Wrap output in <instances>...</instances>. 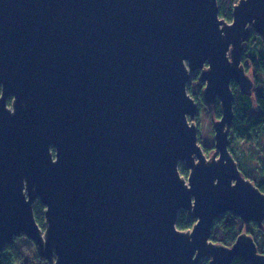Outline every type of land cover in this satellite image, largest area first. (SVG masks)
Instances as JSON below:
<instances>
[{"label":"water","instance_id":"water-1","mask_svg":"<svg viewBox=\"0 0 264 264\" xmlns=\"http://www.w3.org/2000/svg\"><path fill=\"white\" fill-rule=\"evenodd\" d=\"M232 16L217 0H0V251L25 234L51 264H264L246 231L210 239L223 213L264 221L228 138L230 82L254 86L241 56L251 31L264 40V0ZM197 70L204 103L221 106L208 158L186 88Z\"/></svg>","mask_w":264,"mask_h":264},{"label":"trees","instance_id":"trees-1","mask_svg":"<svg viewBox=\"0 0 264 264\" xmlns=\"http://www.w3.org/2000/svg\"><path fill=\"white\" fill-rule=\"evenodd\" d=\"M238 0H217L218 16L232 21V12ZM244 52L242 53L241 60L245 71H252L254 86L253 91H242L237 83L231 81V90L234 95L232 101L233 109V122L229 130L230 145L229 150L237 161L239 170L245 177L249 178L252 182L259 187L260 191L264 193V156L261 158L262 167L258 165L256 154H239L237 155L233 144L241 141L250 143L252 141V132L262 128L264 129V86L258 82L259 76L264 77V40L262 37L250 32L248 40L245 43ZM190 96L193 94L188 88ZM194 101L198 99L193 96ZM9 103V101H8ZM214 116H220L219 103L214 105ZM257 109V112L253 110ZM205 151V149H204ZM255 157V158H254ZM179 173L187 176V170L182 163L179 164ZM33 214L37 224L43 228L44 226V208L45 206L38 198L34 200ZM176 228L181 230H188L193 225V220L188 218L187 212L180 210L177 215ZM253 237L257 248L260 252L264 253V221L261 224L247 223L244 225L240 217L226 212L216 218L212 225L210 239L231 246L236 237L244 231ZM0 264H51L47 259H42L38 255L37 247L32 239L25 234L14 236L11 243H8L0 251ZM201 264H208L206 260H202ZM231 264H245L241 258H235Z\"/></svg>","mask_w":264,"mask_h":264},{"label":"rangeland","instance_id":"rangeland-1","mask_svg":"<svg viewBox=\"0 0 264 264\" xmlns=\"http://www.w3.org/2000/svg\"><path fill=\"white\" fill-rule=\"evenodd\" d=\"M193 73L194 74H192L190 76V79L186 83V85H187L186 88H187V92H188V88H189L190 92L193 94V96H196L198 98V99H196L198 110L194 116L193 122H194L196 129H197V140H198L200 146L202 147L203 151L205 149L204 152H205L206 157L208 158V156H210L214 151H216L215 146H214L215 139H214L213 122L215 120H217L219 117L218 118L215 117L213 111H214V107H215L214 105L217 102L215 104H212V105L204 103L202 91H203L205 84L200 81L199 70H197ZM247 74L250 75V77L253 79V75H252L251 70H249V72H247ZM252 81H254V80H252ZM258 82L261 83L260 85L264 86V77L262 75L259 76ZM252 89H253V87H252ZM252 89L250 90L251 92L253 91ZM188 94H190V93L188 92ZM193 96H191V97L193 98ZM11 100H12V96H10L8 98L9 103L7 101L9 108H12L11 107ZM253 112H257V109L254 108ZM252 137H253V139H252V141H250V143H248L246 141H241V142H238L236 144H233V147H234L237 155L242 154V153H244V154H251L252 153V155H253V153L256 154L255 156L259 160L258 165L261 168L262 162L260 160L264 156V129L259 128L255 131H253ZM228 138H229V136H228ZM187 172H188V170H187ZM181 176H182V178H184L187 181L188 175L184 176L181 174ZM244 225H246V223ZM245 231H246V227H245L243 232H245Z\"/></svg>","mask_w":264,"mask_h":264}]
</instances>
